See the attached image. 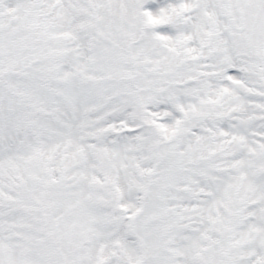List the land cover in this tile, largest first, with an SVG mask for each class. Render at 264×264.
<instances>
[{"label": "snow or ice", "instance_id": "obj_1", "mask_svg": "<svg viewBox=\"0 0 264 264\" xmlns=\"http://www.w3.org/2000/svg\"><path fill=\"white\" fill-rule=\"evenodd\" d=\"M0 264H264V0H0Z\"/></svg>", "mask_w": 264, "mask_h": 264}]
</instances>
